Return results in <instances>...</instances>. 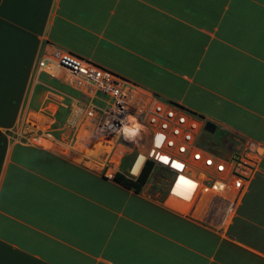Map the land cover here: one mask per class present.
I'll return each mask as SVG.
<instances>
[{
    "label": "crops",
    "instance_id": "crops-1",
    "mask_svg": "<svg viewBox=\"0 0 264 264\" xmlns=\"http://www.w3.org/2000/svg\"><path fill=\"white\" fill-rule=\"evenodd\" d=\"M54 47L210 120L196 136L214 148H249L244 189L201 186L187 206L174 177L127 187L57 128L62 105L55 130L28 131L62 90L46 78L66 85L35 71ZM116 147L134 178L140 155L124 169ZM0 264H264V0H0Z\"/></svg>",
    "mask_w": 264,
    "mask_h": 264
},
{
    "label": "built area",
    "instance_id": "built-area-1",
    "mask_svg": "<svg viewBox=\"0 0 264 264\" xmlns=\"http://www.w3.org/2000/svg\"><path fill=\"white\" fill-rule=\"evenodd\" d=\"M35 71L60 78L75 93L45 88L48 112L30 111L28 131L55 130L53 113L62 105L67 115L57 128L71 139L79 138L76 147L104 176L122 171L120 157L126 151L116 145L124 144L141 157L134 167L137 175L149 164L147 177H174L175 184L188 188L184 199L190 206L201 186L214 192L228 188L237 196L257 168V156L249 148L224 153L199 145L196 133L202 122L193 115L68 49L54 47L40 55Z\"/></svg>",
    "mask_w": 264,
    "mask_h": 264
},
{
    "label": "trees",
    "instance_id": "trees-1",
    "mask_svg": "<svg viewBox=\"0 0 264 264\" xmlns=\"http://www.w3.org/2000/svg\"><path fill=\"white\" fill-rule=\"evenodd\" d=\"M126 162L127 160L123 158L122 164H125ZM148 171H149V164L144 166L135 178H130L126 176L125 174H123L122 171H117L113 175V178L127 187H133L134 189H138L146 179Z\"/></svg>",
    "mask_w": 264,
    "mask_h": 264
},
{
    "label": "rangeland",
    "instance_id": "rangeland-1",
    "mask_svg": "<svg viewBox=\"0 0 264 264\" xmlns=\"http://www.w3.org/2000/svg\"><path fill=\"white\" fill-rule=\"evenodd\" d=\"M41 76L42 77H45L46 78V76L44 75V74H41ZM48 81H50V82H52V84H55V85H57L59 88H61L62 90H64V91H70L71 93H75V91L74 90H72L71 88H68L66 85H64V84H60L57 80H55V79H48V78H46ZM125 131H128V130H125ZM214 133H215V135L218 137V134L220 133V131H219V128H216V130L214 131ZM199 143V145L201 144V145H211V144H208V142H206L205 140H199L198 141ZM210 147V146H209ZM132 154H129L128 156H126L125 157V159H128L130 156H131ZM127 167V164L125 163V164H123V165H121V168H126Z\"/></svg>",
    "mask_w": 264,
    "mask_h": 264
},
{
    "label": "water",
    "instance_id": "water-1",
    "mask_svg": "<svg viewBox=\"0 0 264 264\" xmlns=\"http://www.w3.org/2000/svg\"><path fill=\"white\" fill-rule=\"evenodd\" d=\"M202 128L206 131L212 132L215 128V124L210 120H204Z\"/></svg>",
    "mask_w": 264,
    "mask_h": 264
}]
</instances>
